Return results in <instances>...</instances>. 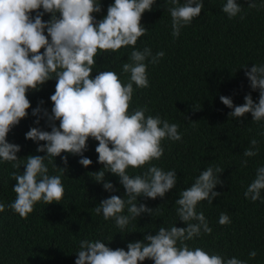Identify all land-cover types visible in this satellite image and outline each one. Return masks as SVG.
<instances>
[{"label": "clouds", "instance_id": "obj_1", "mask_svg": "<svg viewBox=\"0 0 264 264\" xmlns=\"http://www.w3.org/2000/svg\"><path fill=\"white\" fill-rule=\"evenodd\" d=\"M155 3L156 0H114L107 14L97 21L93 14L102 11L101 0H0V161L12 163L13 169H20L21 165L25 168L23 172L10 173L16 181L13 187L16 196L7 206L0 202V212L7 207L27 219L38 202L59 203L65 195L62 175L68 171V158L61 157L63 168L53 165L60 171L57 175L49 174L45 160L51 163L52 157L70 153L82 157L78 162L87 168L93 163L83 156L89 138L98 141L95 151L98 163L103 165L99 171L90 172L92 179L102 183L104 190L115 192L114 185L105 179L106 173H111L119 177L125 190L123 198L110 195L101 200L94 207L95 213L102 214L105 220H114L124 230L141 214L152 215L159 209L161 205L154 210L143 203L138 206V197L164 198L176 186L177 172L165 171L152 161L164 155L165 139L180 141L182 133L179 124L159 115H146L147 105L132 109L135 90L149 87L148 64L155 66L165 56L162 50L153 55L147 46L143 50L135 48L138 39L149 31L141 23L142 16ZM167 3L171 5L167 10L174 38L204 8V0H184L183 4L180 0H167ZM248 7L259 10L255 0H248ZM221 10L229 19L243 11L237 0H226ZM45 13L50 14L48 21L43 20ZM128 46L133 50L122 65V73L128 74L126 81L111 70L92 76L98 53L116 52ZM241 68L245 69L251 89L259 91L258 102L250 93L239 106H234L230 97L221 95L220 100L233 109L230 117L239 119L251 113L252 121H264V64H254L250 70L247 66ZM52 79L56 85L50 96L51 112L42 107L43 100L32 110L37 117L34 123L39 125L41 119H46L51 130L32 127L25 134L26 139L38 144L36 151L46 155L20 159L17 153L21 146L8 142L7 136L28 116L29 90L38 91ZM41 141L46 143L40 144ZM258 143L253 137L243 156L258 155ZM246 165L245 159L242 166ZM129 168L145 171L130 175ZM224 170L218 165L208 166L190 187L180 192L175 200L176 214L186 227L160 226L155 235L149 233L143 240L129 242L127 250L112 249L102 239H84L76 252L75 264H143L146 259L154 264H248V260L226 258L201 247L191 248L187 243L202 234L211 235L213 229L203 211L197 212V206L202 201L212 205L221 195L213 189L222 183L219 174ZM261 190H264V166L256 169L244 197L264 203ZM218 223L230 224L231 218L222 212ZM256 256L255 250L248 253L250 260Z\"/></svg>", "mask_w": 264, "mask_h": 264}, {"label": "trees", "instance_id": "obj_2", "mask_svg": "<svg viewBox=\"0 0 264 264\" xmlns=\"http://www.w3.org/2000/svg\"><path fill=\"white\" fill-rule=\"evenodd\" d=\"M255 2L259 10L250 9L248 0H237L243 11L229 19L221 10L226 0H204L200 16L183 27L178 38L171 35V16L167 10L171 5L167 0H156L152 10L142 16L141 23L149 31L138 39L135 48L143 50L147 46L153 55L162 50L165 56L155 66L148 64L149 87L135 90L132 109L147 105L146 115H159L170 123H177L182 133L180 141L165 139L164 155L152 161L165 171L174 169L177 172L176 186L164 198L138 197V206L143 203L154 210L161 205L159 209L152 215L141 214L124 230L119 229L114 220H105L102 214L95 213L94 207L101 200L110 195L123 198L125 190L119 177L111 173H106L105 179L114 185L115 192L104 190L102 183L92 179L90 172L99 171L103 165L98 163L95 151L98 141L89 138L88 148L83 153L93 161L89 167L78 162L82 157L70 153L52 157L51 163L45 160L49 174L57 175L60 171L53 165L63 168L61 157L68 158V171L62 175L65 195L59 203L38 202L27 219L7 207L0 212V264H75L81 240L102 239L112 249L127 250L129 242L143 240L149 233L155 235L160 226L186 227L176 214L175 200L201 171L217 165L225 169L219 174L222 183L213 189L221 195L212 205L202 201L197 206V212L203 211L213 231L211 235L202 234L187 243L191 248L201 247L226 258L235 256L248 260V264H264V203L244 197L256 169L264 166V121H252L251 113L239 119L230 117L233 109L220 100L221 95L230 97L234 106H239L250 93L258 102L259 91L251 89L245 69L241 68L247 66L250 70L254 64H264V0ZM113 3L114 0H101L102 11L93 14L97 21L107 14L108 6ZM35 14L32 13L33 17ZM49 19L50 14L45 13L43 20ZM132 50L133 47L128 46L116 52L98 53L92 76L111 70L126 81L128 74L122 73V65ZM55 85L56 80L52 79L38 91L29 90L28 116L7 136L8 142L21 146L17 153L20 159L46 155L37 152L38 144L26 139L25 134L32 127L51 130L46 119H41L39 125L34 123L37 117L32 115V110L43 100L42 107L51 112L50 96L55 92ZM56 124L58 126L59 121ZM253 137L259 141L258 155L244 157L243 152ZM245 159L247 165L242 166ZM24 170L23 165L13 169L12 163L0 161V202L6 206L16 196L13 191L16 181L10 173ZM143 171L145 168L128 169L130 175ZM261 198L264 199V190H261ZM222 212L229 215L230 224L221 226L218 223ZM252 250L257 256L250 260L248 253ZM143 264H154V261L146 259Z\"/></svg>", "mask_w": 264, "mask_h": 264}]
</instances>
